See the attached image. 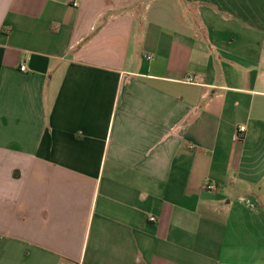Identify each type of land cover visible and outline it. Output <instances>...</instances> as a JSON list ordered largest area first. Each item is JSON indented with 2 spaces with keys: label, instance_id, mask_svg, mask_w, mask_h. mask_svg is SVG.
Listing matches in <instances>:
<instances>
[{
  "label": "crops",
  "instance_id": "crops-1",
  "mask_svg": "<svg viewBox=\"0 0 264 264\" xmlns=\"http://www.w3.org/2000/svg\"><path fill=\"white\" fill-rule=\"evenodd\" d=\"M0 264H264V0H0Z\"/></svg>",
  "mask_w": 264,
  "mask_h": 264
},
{
  "label": "built area",
  "instance_id": "built-area-1",
  "mask_svg": "<svg viewBox=\"0 0 264 264\" xmlns=\"http://www.w3.org/2000/svg\"><path fill=\"white\" fill-rule=\"evenodd\" d=\"M73 5L77 6L78 3L77 2H73ZM21 70L22 71H26L27 70V67L25 64L21 65ZM246 130V127L245 126H242L240 127V132H244ZM194 146H191V148H193ZM206 190L208 191H211V192H214V191H217L218 190V186L215 184V183H207L204 187ZM151 221H155L156 218L155 217H151L150 218Z\"/></svg>",
  "mask_w": 264,
  "mask_h": 264
}]
</instances>
